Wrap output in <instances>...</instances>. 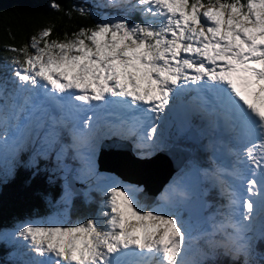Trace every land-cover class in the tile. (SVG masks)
Here are the masks:
<instances>
[{
  "label": "snow or ice",
  "instance_id": "snow-or-ice-1",
  "mask_svg": "<svg viewBox=\"0 0 264 264\" xmlns=\"http://www.w3.org/2000/svg\"><path fill=\"white\" fill-rule=\"evenodd\" d=\"M97 6L118 14L62 40L48 39L46 28L30 44L8 49L16 55L6 69L11 76L0 78V147L15 129L21 135L11 136L13 151L35 143L36 156L46 157L59 146L61 162L73 149L81 175L89 177L101 113L122 110L109 134L134 138L144 157L170 106L194 94L191 111L211 131L231 134L236 157L230 170L204 173L227 203L209 217L202 255L221 250L241 264H264L257 251L264 241V0H104ZM133 14L140 19H130ZM63 129L70 144H59ZM105 195L99 214L83 222L20 226L12 235L26 242L22 264H203L189 258L191 233L179 215L141 206L124 185Z\"/></svg>",
  "mask_w": 264,
  "mask_h": 264
},
{
  "label": "trees",
  "instance_id": "trees-1",
  "mask_svg": "<svg viewBox=\"0 0 264 264\" xmlns=\"http://www.w3.org/2000/svg\"><path fill=\"white\" fill-rule=\"evenodd\" d=\"M53 4H58L59 9L52 7ZM93 7L87 0H0V78L8 79L5 69L11 67V59L16 55L8 50L10 47L19 48L30 44L31 38L33 36L39 38L40 32L46 28L52 29L48 39L62 40L65 33L70 37L81 28L94 27L99 21L98 15H94ZM81 8L86 10L84 15L80 13ZM89 9L90 12L87 11ZM103 12L115 15L110 9ZM130 19L138 21L140 17L133 14ZM10 87L8 80L7 89L10 90ZM195 152L187 161L190 165L197 164L202 159L206 162L204 153L199 155ZM66 157L71 158V153ZM68 159L63 163L74 165V161L68 163ZM54 163L52 158L46 160L35 153H23L15 160L11 171L6 173L10 174L9 176L0 173V233L27 219H43L53 211L54 201L60 192V186L54 179ZM186 168L188 165L184 167ZM79 187L78 184L79 195L69 196L66 211L67 219L74 222H83L87 219L86 214L92 210L91 207L94 209L96 207L94 203L96 199L88 195L84 197L85 194ZM94 196L97 197L96 194ZM83 198L90 201L91 207L85 205ZM138 198L144 203L151 202L152 205L156 202V198L152 197L139 195ZM211 199L212 196H208L207 200ZM6 248L0 242V264L23 262L21 258L17 259L18 249H13L16 251L13 254ZM203 250H206L205 246L202 247ZM202 251L197 259L202 260L203 264H241L240 261H233L230 256L224 255L221 250L210 256H203ZM257 251L264 253V241L258 243Z\"/></svg>",
  "mask_w": 264,
  "mask_h": 264
},
{
  "label": "rangeland",
  "instance_id": "rangeland-1",
  "mask_svg": "<svg viewBox=\"0 0 264 264\" xmlns=\"http://www.w3.org/2000/svg\"><path fill=\"white\" fill-rule=\"evenodd\" d=\"M87 2L90 3L92 6H94L93 12H94V15H98V17H97L98 21L104 19L106 16H109L103 12L105 9L112 10L113 13H115V15L118 14L117 9L98 7L97 6L98 4L103 3L104 0H87ZM8 73L11 76V73L10 72H8ZM10 90H11V88H10ZM101 116H102V113H101ZM104 122L107 123L105 119H104ZM108 124H110V123H108ZM113 130H115V129L110 128L107 124L103 125V123H102L98 132H101V135L103 136L104 131L110 132ZM20 135H21V132H17L15 129H13L12 132L10 133L9 144L7 146L0 147V173L1 172L5 173V176L10 175V174H6V173L7 172L9 173L11 171V167H12L13 163L15 162V160H18V158L21 154H23V153H36V150L39 147V145H37L35 143H26L22 149L17 150V151H13L11 136H17L18 137ZM115 138H118V137L115 136ZM124 142H127V141H124ZM124 142L122 144L126 147L127 144H125ZM158 142H159L158 145L160 146L161 145L160 140ZM195 142H196V140L193 137V143H195ZM153 148L157 152L156 155L153 156L154 158H156L159 155L158 153L160 151L156 147H153ZM58 150H59V146L57 147L56 151H58ZM1 151H4V152H1ZM56 151L50 152L49 155L46 157L42 156L46 160H49L52 158V160L55 162L54 163L55 164V166H54L55 167L54 168V170H55L54 179L56 180V182L60 186L59 196L54 201L53 211L51 213H49L48 216L44 217L43 219H36V218L27 219L24 222L17 223L14 226H12L11 228H7L0 233V242H2L4 244V246L7 247L6 249H10L13 254L16 252V251H13V249H18V251L16 252V256H17V259L21 258L22 261L28 259V256H26L25 253L21 252V250L24 247L23 245L26 242L20 240L19 238H14L12 234L20 226L26 225L28 223H32L36 226H41V225L42 226H52V224L56 223V222H58L64 226H71V225H74L75 223H77V222L73 221L74 223L71 224L70 219L66 218L67 217L66 211H67V207L69 205V196L71 195V190L73 191L74 195H79V191L75 186L76 184H79L81 191L84 192V194H85L84 197L86 195H88L92 199H96L94 201V203L96 205V207L94 209V207H91L89 205L90 201H87V199L83 198L85 205H89L92 209L91 211H89L86 214L87 219L95 217L99 214V212L102 208V205L104 204V202L106 200L105 193H106L107 189L110 186H114L117 184L124 185V186H127L130 189H132L134 191V195L136 196L139 203L140 204L142 203L141 206H143L147 209H151L154 207H163L166 210L173 212L179 216H180V213H179L180 212L179 211L180 205L187 202L188 199H190L192 196H195L198 193L197 188L199 185V178L197 175V167L191 166L190 163H188V168L182 169V171L180 172L181 173L180 179H177V180L175 179L174 176H175L176 172H174L171 175V177L168 179L167 183L165 184L164 188L162 190H160V192H161L160 196L158 198L156 197V202L154 203V205H152L151 202H147V203L143 204L144 202L138 198V196H139L138 193L140 192V190H142L141 186L138 187L137 185H135L131 181H126V180L120 181L119 176H118L119 177L118 178L117 176H114L112 173L108 172V171L113 172V171H111V170H113L112 168H109V167L102 165L101 169L104 170L105 172H98L97 165H96V159H95L96 155H97L96 151H95V158H94L95 159V173L89 177H83L81 175L80 170L82 168V163H81V160L77 158V154H76L75 150H74V154H73V157L75 158L74 165H71V164L65 165L63 163L64 156L62 158V161L58 162L57 157H56ZM105 151H107L106 154H109L110 149L109 150L105 149ZM206 153H208V158L210 161L214 160V161L218 162L219 168H223V169L227 168V166H225L223 164L225 162V160L221 156L218 157L217 153L213 152L209 148H206ZM110 154H109L110 155L109 159L113 158V159H111V160H113L111 162V164L118 163V161L115 162L117 159H115L114 154L116 156H118L119 158H121L122 160H125L121 155H119L117 153H114V154L110 153ZM153 154L154 153L152 152L151 155H153ZM124 155L125 154L123 153V156ZM186 157H187V153L183 157L176 158V161H178V162L165 175L164 181L162 182V184L165 182V180L170 175V173L173 170H175L180 165V163L184 159H186ZM186 165L187 164L185 162H183V164L181 166L185 167ZM131 168H132V166L128 169H131ZM98 169H99V167H98ZM131 170H134V174L138 178L136 180L137 181L139 180V183L142 182L143 180H145L146 174L148 172L147 169L143 170L142 172H140L142 170V168H132ZM122 175L128 177L127 175H124V174H122ZM179 175L180 174H178L176 177H179ZM189 177L191 178L190 184H189V180H190ZM224 179L227 180L228 178L224 177ZM130 180H134V179H130ZM74 181L76 182V184H73ZM66 182H68L69 187H67ZM63 183H64V185L62 186ZM181 189H188V196L187 197H182L180 195ZM157 190H159V189H157ZM157 190L156 189H154V190L150 189V191L148 190L145 194L151 195L153 193V195H154L157 193ZM94 194H96L97 197H99V198L97 199V197H95ZM192 212H193V210H192ZM196 216L198 217L199 214ZM181 218L186 223V225L188 226L189 231L191 233V240L189 242V249H190L189 257L192 254L197 255L196 249H194L192 246H198L199 245L200 249L202 246H204V242H203L204 236L201 235L204 231V227L201 225L199 220L191 222L189 219H186L184 217H181ZM17 243H19V244H17ZM25 250L27 251L26 248H25ZM201 251H202V249H201ZM201 251H200V253H201ZM23 252H25V251H23ZM29 255H30V253H29ZM190 259H193V258L190 257Z\"/></svg>",
  "mask_w": 264,
  "mask_h": 264
},
{
  "label": "bare ground",
  "instance_id": "bare-ground-1",
  "mask_svg": "<svg viewBox=\"0 0 264 264\" xmlns=\"http://www.w3.org/2000/svg\"><path fill=\"white\" fill-rule=\"evenodd\" d=\"M118 115L122 116V110L118 109ZM189 138L190 140H192V134L189 133ZM125 144H127V146L125 147L123 144L121 146V149L118 147V145H104V147L101 150V154L98 160V167L99 169L101 168L102 165L112 168L113 171L117 176H119L121 179L127 180V181H131L133 183H137L139 185H141L142 189L147 192L148 190H154V189H159L160 186L162 185V182L164 181V177L165 175L168 173V171H170L174 165L178 162L176 161V158L178 157H183L186 155V153L181 152L180 150H170L169 152L165 153V154H160V152L158 153L159 155L148 161V162H136V160H133L132 158H130L129 156L127 157L126 154L123 156V153L125 152H129L130 151V146L129 143L124 142ZM111 146V147H110ZM108 148V149H107ZM109 150V154L112 153H117L119 155H121L125 160H122L121 158H119L118 156H115V159H117L115 162L118 161V163H114L111 164V162L113 160V158L109 159V154H106L107 151ZM106 154V155H105ZM175 156V157H174ZM113 157V156H112ZM117 157V158H116ZM118 164V165H117ZM132 166V168H142V170L140 172H142L143 170H148L145 180H141L142 182L139 183V180L137 181L136 179H138L135 174H134V170L128 169ZM150 171V172H149ZM127 175L126 176H123ZM130 179H134V180H130ZM152 192V191H151ZM197 204H194V211L197 212L200 209V202H195Z\"/></svg>",
  "mask_w": 264,
  "mask_h": 264
}]
</instances>
